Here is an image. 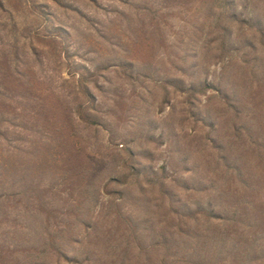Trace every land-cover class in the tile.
<instances>
[{
    "label": "rangeland",
    "instance_id": "obj_1",
    "mask_svg": "<svg viewBox=\"0 0 264 264\" xmlns=\"http://www.w3.org/2000/svg\"><path fill=\"white\" fill-rule=\"evenodd\" d=\"M10 185L0 264H264V0H0Z\"/></svg>",
    "mask_w": 264,
    "mask_h": 264
},
{
    "label": "trees",
    "instance_id": "obj_2",
    "mask_svg": "<svg viewBox=\"0 0 264 264\" xmlns=\"http://www.w3.org/2000/svg\"><path fill=\"white\" fill-rule=\"evenodd\" d=\"M19 186H22V185H19ZM20 193V189H13L12 191V186L10 185L9 188L5 187L4 191H0V201H3L5 200L6 198L8 197H13L15 195H18ZM84 220V219H83ZM31 222V225L30 223H26L25 224V227L28 229V236L30 235H33L36 233V238H35V242H37L36 244L35 243H32V244H29L33 249L34 251L37 249L39 250V252H41V254H46L49 250H54L56 251L61 257H64V258H67V254L63 251V249L60 247V245L56 244V243H52V245H49V243H51L49 241V237L46 235H42L41 233H38V228L35 227V223L30 221ZM84 225H86L88 227V223L87 221L84 220L83 222ZM61 231V230H59ZM75 241H79V239H75ZM173 254H176V253H173ZM190 253H188L189 255ZM36 255H39V253H36ZM74 257H72V261H78L77 259H73ZM187 260V257L185 259V261ZM21 264V263H20ZM22 264H28L26 263L25 261L22 263ZM30 264V263H29ZM169 264H177V260L176 259H173ZM194 264H204V263H194Z\"/></svg>",
    "mask_w": 264,
    "mask_h": 264
}]
</instances>
